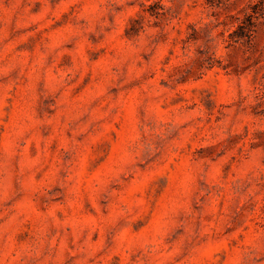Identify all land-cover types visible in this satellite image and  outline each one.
<instances>
[{
  "label": "rangeland",
  "instance_id": "374dc122",
  "mask_svg": "<svg viewBox=\"0 0 264 264\" xmlns=\"http://www.w3.org/2000/svg\"><path fill=\"white\" fill-rule=\"evenodd\" d=\"M0 264H264V0H0Z\"/></svg>",
  "mask_w": 264,
  "mask_h": 264
}]
</instances>
